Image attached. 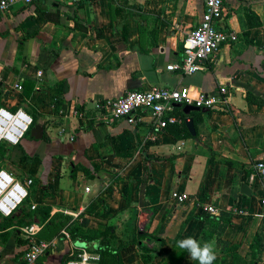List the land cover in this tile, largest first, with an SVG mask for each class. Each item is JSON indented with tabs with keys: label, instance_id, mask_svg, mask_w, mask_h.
Instances as JSON below:
<instances>
[{
	"label": "crops",
	"instance_id": "1",
	"mask_svg": "<svg viewBox=\"0 0 264 264\" xmlns=\"http://www.w3.org/2000/svg\"><path fill=\"white\" fill-rule=\"evenodd\" d=\"M203 12V0H40L0 11V107L35 114L46 135L23 137L24 154L5 159L1 169L19 181L31 177L29 203L48 208L50 218L62 213L85 220L84 229L112 228L109 244L123 264H142L140 244L152 252L149 264H163L177 236L202 243L197 217L207 205L216 216L231 213L227 228L210 240L213 264H264V238L259 257L251 258L250 247L264 217V179L253 168L264 162V0H224L216 26L234 31L236 41L193 74L167 70L183 58V39ZM154 85L205 95L222 85L228 104L188 114L176 104L173 113L191 118L195 130L192 135L186 126L187 135L181 123L170 124L179 137L145 111L128 123L99 109L105 99ZM173 191L186 193L187 203H175ZM15 227L0 240V264H23L26 241ZM63 230L44 239L55 248L38 264H62L80 247ZM180 264L198 261L186 254Z\"/></svg>",
	"mask_w": 264,
	"mask_h": 264
},
{
	"label": "built area",
	"instance_id": "2",
	"mask_svg": "<svg viewBox=\"0 0 264 264\" xmlns=\"http://www.w3.org/2000/svg\"><path fill=\"white\" fill-rule=\"evenodd\" d=\"M40 0H0V11L5 13L16 4L32 5ZM64 4H77L85 0H56ZM224 0H203L204 12L199 24L183 39V58L171 63L167 70H178L183 74L190 75L200 70L205 61H209L217 54L220 47L237 39V34L216 26L222 19ZM41 73L38 72V75ZM14 88L22 89L20 83ZM179 105H192L201 109H218L227 106V89L220 86L218 91L209 95L195 91L191 87L169 88L163 86H151L144 90H128L118 98L105 99L99 109L109 118H124L128 123H135L140 112L148 113L150 119L159 128H165L169 124L181 123L183 119L176 116L174 107ZM33 124L31 115L22 109L12 111L0 107V144L14 146L21 142L25 134ZM256 175L264 179V162L258 161L253 166ZM33 185L31 177L24 181L15 179L9 172L0 169V217H11L15 211L28 199L29 188ZM86 191L89 188L85 189ZM171 199L178 205H184L189 196L183 192L173 191ZM260 204L264 212V193L260 197ZM31 209L36 208L31 203ZM205 210L216 215L212 205H207ZM242 213V211H240ZM73 215V214H72ZM77 217L78 215H73ZM42 224L32 222L18 227V234L26 241L24 246L23 264H38V259L55 248V241H47L39 238L38 234ZM66 239L70 236L66 230L62 231ZM73 256L65 264H97L99 256L82 249L81 252H71Z\"/></svg>",
	"mask_w": 264,
	"mask_h": 264
},
{
	"label": "trees",
	"instance_id": "3",
	"mask_svg": "<svg viewBox=\"0 0 264 264\" xmlns=\"http://www.w3.org/2000/svg\"><path fill=\"white\" fill-rule=\"evenodd\" d=\"M250 100V98H249ZM214 109H208L209 112H212ZM226 111V109L224 110ZM177 116L185 119V114L180 112L177 113ZM33 124L37 123V116L32 113ZM186 119L181 122L182 130L185 134L188 135V131L186 129L185 124ZM31 126V128H32ZM177 125L169 126L167 125L166 130L171 132L174 136L179 137V133L176 132ZM43 138H46L44 133ZM24 154V149L22 145L19 143L14 146H8L4 143L0 144V169L2 168V164L7 158H20ZM34 185V180H33ZM32 187V186H31ZM32 192V190H30ZM24 203H27V209L23 208L21 210V216L14 219L13 217H8L7 219L0 222V230L10 228L5 232L0 233V240L7 241L10 237L13 230L11 226L17 225L22 226L25 224H30L32 222H38L42 224L43 232L40 237L48 236L50 238L51 234L54 232L57 234L59 230L62 228H66L69 232L71 239L80 244V247L77 248L75 253L81 252L84 248L89 253L97 254L99 259L97 264H123L119 251H115L111 248L109 242L112 236V228L107 227L103 231L92 230V229H84L86 226V221L81 220V222L71 221L70 217L67 215H63L62 213H56L50 218L49 209L44 206H38L35 209H31V202L29 203V199H27ZM23 203V204H24ZM22 204V205H23ZM50 218L48 221H46ZM57 218V221L54 220ZM52 219V220H51ZM54 219V220H53ZM197 219L203 222V229L201 231V240L202 243L205 241H210L214 236V233L221 234L231 222V213L229 212H221L218 216L212 215L208 212H205L202 216L197 217ZM211 229H213L211 231ZM15 232H18V228L15 227ZM178 236L175 238V246L173 250L167 255L163 264H180L182 259L187 254L186 251L179 249L176 244L178 241ZM264 238V217L262 219V225L260 230L256 233L255 237L252 240L250 245L251 247V258L255 259L260 256L262 240ZM96 243V248L93 247V244ZM83 246V247H82ZM85 246V247H84ZM232 250L236 249V246L231 247ZM140 254L139 257L141 259L142 264H149L153 260L152 252L149 251L143 245H139ZM71 257L70 254H66L62 259V264H65L67 260ZM255 264V263H254Z\"/></svg>",
	"mask_w": 264,
	"mask_h": 264
},
{
	"label": "clouds",
	"instance_id": "4",
	"mask_svg": "<svg viewBox=\"0 0 264 264\" xmlns=\"http://www.w3.org/2000/svg\"><path fill=\"white\" fill-rule=\"evenodd\" d=\"M176 246L187 252L193 261L198 264H213L216 260L215 241H201L192 236H187L177 241Z\"/></svg>",
	"mask_w": 264,
	"mask_h": 264
},
{
	"label": "water",
	"instance_id": "5",
	"mask_svg": "<svg viewBox=\"0 0 264 264\" xmlns=\"http://www.w3.org/2000/svg\"><path fill=\"white\" fill-rule=\"evenodd\" d=\"M200 108L199 107H196V106H192V105H185L183 107V112L185 114H188L190 111L192 110H199ZM186 123V126L187 128L189 129V131L191 132L192 135L195 134V130H194V127H193V120L191 118L187 119L185 121ZM43 126L41 124H34L32 126V128H30V136L36 140H40L42 139L43 137ZM240 190H241V193L245 194L246 196H250L251 195V190L249 188L248 185L246 184H241L240 186Z\"/></svg>",
	"mask_w": 264,
	"mask_h": 264
},
{
	"label": "rangeland",
	"instance_id": "6",
	"mask_svg": "<svg viewBox=\"0 0 264 264\" xmlns=\"http://www.w3.org/2000/svg\"><path fill=\"white\" fill-rule=\"evenodd\" d=\"M31 128V127H30ZM29 134H30V129H29V131L25 134V136L24 137H28L29 136ZM23 177V179L25 180L26 178L24 177V176H22ZM23 180V181H24ZM32 187H34V185H32ZM31 190V187L29 188V191ZM30 198H31V196L29 195V197H28V199L30 200ZM33 199V198H32ZM55 233H53V235H54ZM52 235V236H53ZM42 239H45V238H48V237H46V236H42L41 237ZM50 238H51V236H50ZM47 240V239H46Z\"/></svg>",
	"mask_w": 264,
	"mask_h": 264
}]
</instances>
